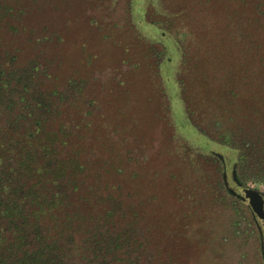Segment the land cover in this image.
Instances as JSON below:
<instances>
[{
    "label": "rangeland",
    "instance_id": "1",
    "mask_svg": "<svg viewBox=\"0 0 264 264\" xmlns=\"http://www.w3.org/2000/svg\"><path fill=\"white\" fill-rule=\"evenodd\" d=\"M247 17L235 0H0V61L45 102L37 135L86 150L80 192L123 213L102 228L135 224V264H264V217L222 181L264 197V57L246 50Z\"/></svg>",
    "mask_w": 264,
    "mask_h": 264
},
{
    "label": "trees",
    "instance_id": "2",
    "mask_svg": "<svg viewBox=\"0 0 264 264\" xmlns=\"http://www.w3.org/2000/svg\"><path fill=\"white\" fill-rule=\"evenodd\" d=\"M235 1L248 13L246 26L256 31L247 41L246 50L250 46L260 52L261 48L264 57V0ZM126 6L128 9L129 2ZM142 16L137 13L138 25L132 17L140 31L149 29L148 33L168 39L161 22H152V15L149 21ZM154 54L171 64L163 47ZM255 58L256 65L260 55L250 54V59ZM11 70L0 61V264H135L134 258L124 257L132 254L125 250L128 247L137 253L145 251L143 247L139 249L135 224L128 220L121 225L110 221L112 226L101 227L108 223V216L119 221L123 213L108 208L98 211L96 206L104 199L96 197L90 201V196L95 195L80 192L79 183L85 179L82 172L87 162L86 150H81L80 145L78 149L70 146L68 153L63 150L61 155L55 154L64 143L62 136L57 132L37 135L43 119L39 111L45 102L25 97L27 87L20 78L27 74L25 68ZM172 81L179 99L178 86L175 79ZM185 122L195 132L186 119ZM202 133H197L204 137L198 141L206 145L208 138ZM40 140L43 143L38 144ZM237 152L238 159H244L241 150ZM256 160L262 161L261 157ZM257 181L264 184V176Z\"/></svg>",
    "mask_w": 264,
    "mask_h": 264
},
{
    "label": "water",
    "instance_id": "3",
    "mask_svg": "<svg viewBox=\"0 0 264 264\" xmlns=\"http://www.w3.org/2000/svg\"><path fill=\"white\" fill-rule=\"evenodd\" d=\"M221 162L223 163V159L220 157ZM226 175L225 172L223 171L222 173V181L224 184V187L230 192L231 194L235 195L237 198L242 200L246 205L251 210L252 218L254 221H256L255 216L259 220H263L262 218L264 217V197L260 194V192H257L253 189L246 188V187H241L240 192H234L233 189L227 186L226 184ZM238 186H240L238 183H235ZM259 230L260 226L257 224L256 225Z\"/></svg>",
    "mask_w": 264,
    "mask_h": 264
},
{
    "label": "flooded vegetation",
    "instance_id": "4",
    "mask_svg": "<svg viewBox=\"0 0 264 264\" xmlns=\"http://www.w3.org/2000/svg\"><path fill=\"white\" fill-rule=\"evenodd\" d=\"M262 229H263L262 233H261L262 234V239H263L262 240V245H264V224L262 225Z\"/></svg>",
    "mask_w": 264,
    "mask_h": 264
}]
</instances>
